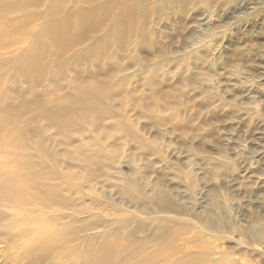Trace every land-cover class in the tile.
Here are the masks:
<instances>
[{
  "label": "rangeland",
  "instance_id": "obj_1",
  "mask_svg": "<svg viewBox=\"0 0 264 264\" xmlns=\"http://www.w3.org/2000/svg\"><path fill=\"white\" fill-rule=\"evenodd\" d=\"M113 3L102 12L106 19L137 6L135 19L118 33L125 46L89 35L86 54L71 56L82 65L98 60L77 79L94 81V91L71 89L72 67L63 80L73 101L103 99L90 116L96 125L64 133L56 130L58 119L35 120L32 129H47L45 149L31 135L28 152L47 173L55 164L59 172L75 171L76 189L63 197L77 203L82 234L114 228L156 239L173 232L158 235L155 220L167 217L176 220L179 242L221 245L264 264V242L252 236L264 233V0ZM13 69H0V90ZM38 73L42 100L61 98L59 82L45 79L62 80L63 68ZM25 97L35 100L29 90ZM119 220H131L125 231ZM35 258L15 262L0 252V264H52Z\"/></svg>",
  "mask_w": 264,
  "mask_h": 264
},
{
  "label": "bare ground",
  "instance_id": "obj_2",
  "mask_svg": "<svg viewBox=\"0 0 264 264\" xmlns=\"http://www.w3.org/2000/svg\"><path fill=\"white\" fill-rule=\"evenodd\" d=\"M113 6V0H0V57L3 53L10 62L0 58V69L14 68L0 90V252L3 250L15 262L36 257L35 261L50 260L52 264L63 259L69 264H250L221 245L179 242L180 233L172 228L176 220L167 217L155 220L160 228L158 235L173 231L161 238L137 240L133 232L124 234L114 228L100 234L89 230L82 234L77 203L63 197L64 192L76 189L75 171L59 172L55 164L47 173L44 163H35L28 152L30 144L25 137L31 135L40 137V147L45 149L47 129H32L35 120L58 119L56 130L64 133L96 125L90 116L97 113V105L103 106V99L99 104L93 99L73 101L74 97L65 96L62 90L63 80L67 76L65 68L72 67L71 89L94 91V81L81 84L77 80L83 66L99 64L96 59L88 60L87 65L79 62V57L86 54L89 35L97 33V39L105 45L113 43L115 37L119 48L125 46L118 33L135 19L137 6L130 3L120 15L111 14L106 19L102 12ZM72 52L79 57L72 58ZM47 56L51 60L47 61ZM50 65L63 68L62 80L59 75L55 76L59 81L55 77L45 79L52 85L59 82L57 93L61 98L43 101L37 93L43 79L38 71ZM95 76L91 72L90 77ZM20 81L26 87H20ZM28 90L35 99L32 102L25 99ZM63 101L76 108L62 105ZM59 175L63 177L61 182L56 181ZM130 221L119 220L121 230L125 231ZM252 236L264 242V233Z\"/></svg>",
  "mask_w": 264,
  "mask_h": 264
}]
</instances>
